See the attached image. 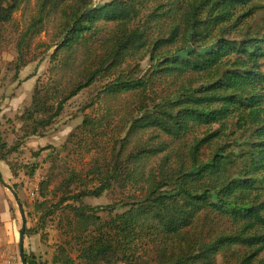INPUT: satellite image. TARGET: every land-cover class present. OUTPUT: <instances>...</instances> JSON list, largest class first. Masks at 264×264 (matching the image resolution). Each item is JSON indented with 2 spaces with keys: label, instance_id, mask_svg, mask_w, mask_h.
<instances>
[{
  "label": "trees",
  "instance_id": "16d2710c",
  "mask_svg": "<svg viewBox=\"0 0 264 264\" xmlns=\"http://www.w3.org/2000/svg\"><path fill=\"white\" fill-rule=\"evenodd\" d=\"M25 1L0 0V32ZM93 1L36 0L16 29V80L35 50L52 53L21 117L26 138L97 83L108 105L71 135L89 167L66 175L40 219L63 210L52 263L217 264L240 247L237 264H264V25L252 24L264 0ZM16 151L0 136V161ZM115 185L120 202L85 203Z\"/></svg>",
  "mask_w": 264,
  "mask_h": 264
},
{
  "label": "rangeland",
  "instance_id": "374dc122",
  "mask_svg": "<svg viewBox=\"0 0 264 264\" xmlns=\"http://www.w3.org/2000/svg\"><path fill=\"white\" fill-rule=\"evenodd\" d=\"M111 1L94 0L93 3L95 6H101ZM36 13V0H26L14 16L15 24L4 26L0 32V136L9 148L17 149L6 162L0 161V173L3 179L11 187L15 186L18 191L26 214L27 229L32 231L25 237V252L35 255L39 264H53L57 246L66 241L58 227L63 210H58L55 215L48 218L44 227L40 226V219L57 204L58 199L53 196L54 189L66 175L70 171L81 172L89 167L91 156L75 149L74 143L69 142L71 135L77 133V129L82 125L86 116L106 115L108 105L98 103L103 84L97 83L69 101L63 114L54 121L53 125L45 131L40 130L42 136L26 138L27 131L24 130L21 117L32 104L36 85L39 83L44 85L49 81L51 68L49 55L52 53L42 54L44 53L42 48L35 50L34 53L39 56V59L24 68L18 80H16V71L11 63L15 62L18 56L17 26L23 28ZM252 24L254 28L264 25V8L256 14ZM46 37L47 35L44 34L41 39L46 40ZM262 63L264 72V59ZM151 66L149 59L142 62L140 75L148 73ZM118 104L120 106L117 105L115 109L119 115L113 118L114 124L118 122L120 115L125 113L124 107L120 102ZM33 170H35L34 175H31ZM48 181L50 185L45 190L44 184ZM35 190L38 195L33 197L32 193ZM1 192L6 193L8 203L12 208L16 226V228L13 227V235L16 242L14 250L0 247V260L12 258L11 261L14 259L16 263L22 264L19 254L22 218L12 193L0 182ZM122 197L120 189L115 185L102 197L87 198L85 203L94 207L108 206L120 202ZM34 230L39 232L35 233ZM241 250L240 247H233L222 252L218 256L217 264H237L236 255Z\"/></svg>",
  "mask_w": 264,
  "mask_h": 264
},
{
  "label": "crops",
  "instance_id": "0c3cea01",
  "mask_svg": "<svg viewBox=\"0 0 264 264\" xmlns=\"http://www.w3.org/2000/svg\"><path fill=\"white\" fill-rule=\"evenodd\" d=\"M7 198L8 197L6 193H3V192L0 193V199H1L0 201V247L7 248L9 250L10 248H12L14 250L15 248L14 245L16 241L14 240L13 227L16 228V226H15V219L12 215V208H11L10 203H8ZM8 259L10 258L1 259L0 264H21L20 262L16 263V260L14 261V259L13 261L8 260ZM17 260H19L18 257H17Z\"/></svg>",
  "mask_w": 264,
  "mask_h": 264
},
{
  "label": "water",
  "instance_id": "95a60500",
  "mask_svg": "<svg viewBox=\"0 0 264 264\" xmlns=\"http://www.w3.org/2000/svg\"><path fill=\"white\" fill-rule=\"evenodd\" d=\"M0 182L1 184L7 188L13 195L17 205L18 209L22 218V228L20 230V259L22 264H28L27 263V256L25 252V237H26V230H27V219H26V214L25 210L23 207V203L21 202L17 192L3 179L1 173H0Z\"/></svg>",
  "mask_w": 264,
  "mask_h": 264
},
{
  "label": "built area",
  "instance_id": "2783aa9c",
  "mask_svg": "<svg viewBox=\"0 0 264 264\" xmlns=\"http://www.w3.org/2000/svg\"><path fill=\"white\" fill-rule=\"evenodd\" d=\"M36 195H38V192L37 190H35L33 193H32V196L35 197ZM3 256V255H2ZM12 258H10L9 260H11Z\"/></svg>",
  "mask_w": 264,
  "mask_h": 264
}]
</instances>
